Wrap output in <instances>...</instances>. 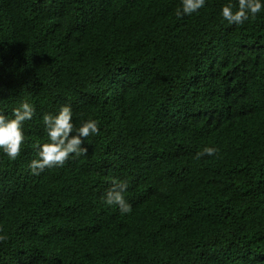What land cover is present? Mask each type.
Returning a JSON list of instances; mask_svg holds the SVG:
<instances>
[{
  "label": "trees",
  "instance_id": "16d2710c",
  "mask_svg": "<svg viewBox=\"0 0 264 264\" xmlns=\"http://www.w3.org/2000/svg\"><path fill=\"white\" fill-rule=\"evenodd\" d=\"M229 3L0 0V113L36 109L0 152V264H264V12L227 25ZM66 103L100 133L30 175ZM113 180L127 215L102 203Z\"/></svg>",
  "mask_w": 264,
  "mask_h": 264
},
{
  "label": "clouds",
  "instance_id": "9594fccd",
  "mask_svg": "<svg viewBox=\"0 0 264 264\" xmlns=\"http://www.w3.org/2000/svg\"><path fill=\"white\" fill-rule=\"evenodd\" d=\"M207 3V0H180L175 10L177 19L198 13ZM234 7L231 3L220 9V17L227 25L243 26L257 14L264 12V0H237ZM36 114L33 104L22 100L11 109L10 116L0 113V152L10 161H16L25 142L24 123L32 120ZM43 130L48 142L37 143L36 158L27 163L30 175H40L46 168L61 167L70 158L86 155L87 147L82 146L87 138L100 133V124L97 119L83 120L77 127L73 122L71 104H62L57 111L44 113L41 117ZM218 151L212 146H205L197 156H213ZM128 184L126 181H112V186L103 194L102 203L109 207H116L121 215L132 211V205L126 200ZM5 239L0 235V240Z\"/></svg>",
  "mask_w": 264,
  "mask_h": 264
}]
</instances>
